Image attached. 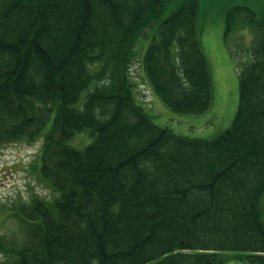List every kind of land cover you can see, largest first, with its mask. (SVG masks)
<instances>
[{
  "label": "trees",
  "instance_id": "trees-1",
  "mask_svg": "<svg viewBox=\"0 0 264 264\" xmlns=\"http://www.w3.org/2000/svg\"><path fill=\"white\" fill-rule=\"evenodd\" d=\"M170 1L0 0V148L43 138L53 190L10 208L7 264H264V0L260 15L257 0L224 2L226 40L245 15L255 41L233 122L210 139L158 125L133 89L136 43ZM158 32L143 60L152 90L175 112L204 113L214 95L199 0ZM87 129L91 144H68Z\"/></svg>",
  "mask_w": 264,
  "mask_h": 264
},
{
  "label": "rangeland",
  "instance_id": "rangeland-1",
  "mask_svg": "<svg viewBox=\"0 0 264 264\" xmlns=\"http://www.w3.org/2000/svg\"><path fill=\"white\" fill-rule=\"evenodd\" d=\"M184 1H170L155 23L140 35L135 47L136 58L131 66V76L135 83L133 89L140 105L158 125L168 126L183 135L210 139L227 129L236 115L240 66L253 59L255 31L246 21L245 15L237 16L234 29L229 32L226 40L225 0H199L201 40L211 65L214 97L210 108L204 113L175 112L152 90L143 69V60L150 43L160 36V22L175 12ZM230 1L226 0V4ZM262 1L257 0V11ZM258 14L261 13L258 11ZM235 49L238 50L237 58L234 57ZM86 92L78 106L83 103ZM93 139L91 129H87L77 132L68 144L83 149ZM42 144L43 138H40L35 141H14L0 148V235H12L17 231L16 222L10 217L13 205L30 201L37 195L49 199L53 196L50 184L42 178L39 170ZM262 209L264 213L263 202ZM0 264H7L6 257L1 254ZM230 264L251 263L234 260Z\"/></svg>",
  "mask_w": 264,
  "mask_h": 264
}]
</instances>
